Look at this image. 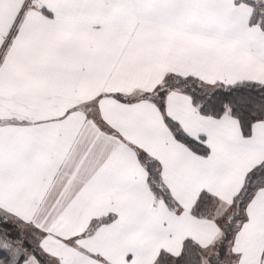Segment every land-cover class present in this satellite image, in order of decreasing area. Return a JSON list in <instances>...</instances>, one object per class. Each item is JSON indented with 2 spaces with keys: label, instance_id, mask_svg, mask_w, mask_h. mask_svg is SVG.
Returning a JSON list of instances; mask_svg holds the SVG:
<instances>
[{
  "label": "snow or ice",
  "instance_id": "1",
  "mask_svg": "<svg viewBox=\"0 0 264 264\" xmlns=\"http://www.w3.org/2000/svg\"><path fill=\"white\" fill-rule=\"evenodd\" d=\"M0 264H264V0H0Z\"/></svg>",
  "mask_w": 264,
  "mask_h": 264
}]
</instances>
